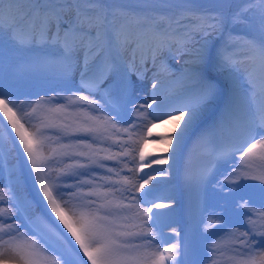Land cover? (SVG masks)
Returning a JSON list of instances; mask_svg holds the SVG:
<instances>
[{
  "label": "snow or ice",
  "instance_id": "6c2138e0",
  "mask_svg": "<svg viewBox=\"0 0 264 264\" xmlns=\"http://www.w3.org/2000/svg\"><path fill=\"white\" fill-rule=\"evenodd\" d=\"M229 15L234 22L245 24L252 35L243 41L242 58L237 59L229 55V51L235 45L225 44L216 51L215 63H213L209 37L222 25V14L196 13L189 7H181L173 15L133 16L125 9L105 5L100 0H0V75L3 74L6 56L11 61L14 58L11 54L34 48L56 49V59H59L69 72L73 71L74 67H80L83 61L80 87L77 91L82 90L88 94L77 95L76 101L88 104L90 109L94 105L96 107L91 111L76 109L73 113H67L63 105L49 110L51 113L61 115L64 120H70L69 123H65L63 120L57 122L55 119H48L43 125L46 129H55L62 134L58 135L57 139L68 140L67 143H60L57 148H53L49 155H44L40 147L43 143L40 137L22 133L17 126L19 121L13 119L16 101L0 93V106H2L0 111L19 137L23 152L27 155L31 170L36 174L35 180L39 184V191L47 201V206L71 234L75 244L79 246V252L83 253L89 264H177L179 243L163 246L166 237L163 235L161 225L170 227L172 235H180L177 228L167 222L172 213L153 211L171 207V204L167 200L164 202L146 200L152 191L151 189L144 191V189L156 179L154 172L138 177L137 187L131 184L128 177H124L122 181L114 180V176H120V171L114 165L109 166L104 163L114 161L115 164L123 163L124 167L128 168L127 163L119 159L130 153V149L124 146L126 142L115 141L120 144L122 150L113 152L112 146L107 141L113 139L112 130L119 132L120 126L127 123L125 120L127 105H135V101L131 98L134 83L131 75L119 72L115 61L111 64L105 61L99 74L89 76L87 69L90 58L94 63L103 56L106 48L112 47L131 50L134 54L139 51L141 64L146 69L149 56L153 68H156L157 63L165 57L170 56L178 61L180 57H186L183 60V67L179 70L184 83L180 106H175L171 101L158 99V86L161 83L158 73L154 75L150 85L153 90L151 102L139 105V108L149 109H153V105H156V108L148 113L152 116L153 122L186 118L179 134L174 138H167L170 144L173 139L175 140L178 154L203 113L223 95L225 87L231 92L225 113L232 115L242 88L235 74L241 72L243 65L259 64L261 90L264 94V0H247L246 7L230 12ZM185 21L187 24L184 23ZM132 67L135 69L132 75H135L137 80L145 78L143 69L135 62ZM161 68L165 72L171 71L164 64H161ZM224 72H227L231 79L230 83L222 86L217 77ZM65 79H70L67 72ZM105 82L107 84L103 87V97L92 98V90L100 92ZM246 83L247 91L254 92L256 81L252 72L248 73ZM68 99L72 101L71 96ZM35 111L36 109L33 108V112ZM132 127L136 125L133 123ZM37 131L39 132L40 129ZM124 131L127 132L128 129L125 128ZM207 140L208 133L202 134L199 138V142ZM55 156L63 157L65 160L61 173L66 179L60 181L64 187L93 185L97 180L104 182L99 187H90L84 193L87 197H94L85 200L84 204L95 207L78 215L73 214V222H69L62 212L59 198H62L63 193L58 190V184L52 183L50 186L42 176L47 161ZM211 157L204 168L201 177L203 181H208L219 164L234 162L231 172L223 183L239 185L244 180H253L264 185V170L259 175H253L248 171L253 167L251 160L264 161V100L252 109L247 119L233 117L230 120L226 139L213 145ZM139 159L140 171L151 167L152 164L168 163L165 158L143 163L145 157L142 150ZM96 169L104 171L97 172ZM128 171L131 172L133 169L128 168ZM57 180L59 181V177ZM69 181H74L75 184H69ZM121 183L131 184L137 192H143L139 198L141 202L151 203V207L144 211V215L154 221L147 232L142 228L138 231L130 230L140 226L122 222L128 219L123 210L130 209L134 205L131 202H123L127 197L116 199L115 193L129 191L127 188L117 187ZM221 190L223 191V187ZM4 191V188H0V201L10 202L13 207L0 208V217L5 221H12L11 214L6 217L4 214H20L21 201L11 186L7 190L10 196L8 201H5ZM77 191L82 189L78 188ZM228 191L232 192L234 189L229 187ZM75 194L73 192V195ZM261 194L264 195V188H261ZM132 199H136L135 193L132 194ZM240 199L241 207L249 209V202L244 197ZM260 217L264 218V212L260 213ZM217 219L219 221V218ZM249 224H256L251 216ZM153 228L158 229L161 238V244L156 247H151L156 241V237L152 235ZM54 234L59 239L65 240L69 250L75 251L58 229L54 230ZM250 235L264 237V230L253 227L251 231L241 233L243 240L239 237L235 238L239 240V249H232L233 255L228 257L231 264H264V239L249 240ZM4 236L8 239H4ZM146 236H151V240H146ZM254 244L261 245L259 251L253 246ZM212 247L215 251L221 245L217 241ZM5 258L8 259L9 264H56L57 260L60 264H67L61 254L52 251L50 246L41 242L39 238H26L25 233L20 232V224L14 221L0 223V261ZM214 264L218 262L214 261Z\"/></svg>",
  "mask_w": 264,
  "mask_h": 264
},
{
  "label": "rangeland",
  "instance_id": "374dc122",
  "mask_svg": "<svg viewBox=\"0 0 264 264\" xmlns=\"http://www.w3.org/2000/svg\"><path fill=\"white\" fill-rule=\"evenodd\" d=\"M114 49H116L117 56H114L113 59L120 65L124 64L120 67L119 72L121 74L127 73L131 75L134 83V91L131 98L135 101V105H127V116L125 117L127 123L120 126L119 132L112 130L113 139L107 141V143L112 146V151L116 152L122 149L120 144L115 143V141L119 140L121 143L126 142L124 143V146L130 149V153L128 156L119 157V159L127 163L128 168H132L133 171H128V168H125L123 163L115 164L114 161H105L104 163L109 166L114 165L117 170L120 171V176H114V180L120 179L122 181L124 177H128L131 180V184L138 187V177L143 176L145 173L154 172L156 175V172H158L162 175V173L165 172L166 167L163 164H152L151 167H146L143 171H140L138 169V165L141 163L139 153L141 150L143 151L145 157L143 163L163 158L166 154L165 140L163 139L171 132L172 122L175 121L165 119L163 121L153 122L152 116L148 115V113L152 112V110L156 108V105H153V109L139 108V105L144 102H151L153 90L150 85L153 81L154 75L157 73L159 74V80L161 82L158 86V99L165 102L171 101L175 106L179 104V101L182 99V94L179 92H182L183 88L174 90L172 94L171 92H168L167 75L174 76L175 74L177 75L180 73L179 70L183 67V60L186 59V57H180L179 61L172 58L161 63L171 69V71L165 72L159 63H157L156 68L152 67L151 57H148V64L146 69H144L140 57L137 58V52L134 54L131 50L125 51L117 49L116 47L110 49L106 48L105 55L101 56L100 59L96 60L94 63L91 62L92 58H90L87 74L89 76L99 74L104 67V62L107 61V58L109 57V54L106 55V52ZM41 61H47V63H41ZM133 62L143 69L145 78L137 80L135 75H132V73L135 72V69L132 67ZM82 70L83 61H81L80 67H74V70L69 72L59 59L51 56L38 59L31 58L16 64H4L3 74L0 75V93L5 97H9L16 101V106L13 108V112L15 113L13 119L19 121L17 126L20 127L22 133L35 134L42 139L43 143L40 147L45 156L49 155L52 152V149L57 148L60 143L68 142L66 139H57L58 135H62L57 130L46 129L43 127L48 119H55L57 122L62 120L65 123L70 122V120H64L61 115L51 113L49 111L51 108L63 105L66 107L67 113H73L76 109L91 111L96 107L94 105L90 109L88 104L82 101H76L77 95L88 94L82 90L79 92L77 91L80 87ZM66 72L70 79H65ZM174 78L177 79V76H174ZM106 84L107 82H105V85H102V87H105ZM92 91V98L101 99L100 92H96L95 90ZM69 96L72 97V101H69ZM41 97L44 99H41ZM33 108L36 109L35 112H33ZM138 108L139 111H137ZM95 114L101 115L102 113ZM0 119L7 127H9V131L17 141V144L20 143L16 131L11 127L8 119L3 116L2 111H0ZM133 123L136 127H132ZM125 128L128 129L127 132L124 131ZM37 129H40V131L38 132ZM129 137H131V139H129ZM13 160L14 158L9 154L8 163L12 164ZM251 163L253 167L252 169H248V171H251L253 175H259L261 171L264 170V161L253 159L251 160ZM231 164L232 163L230 162L222 163V165L220 164L221 167L217 169L218 171L214 173L207 182L201 179L203 172L200 170L202 169V166L195 169V171H197L195 178H200V180L197 181L194 185V189L189 193L191 195L189 197L191 210L189 214L188 211L186 212V215L189 216V225L191 227V233L188 236V246L185 248L186 250L184 252L187 264H214V261L218 262V264H231L228 257L233 255L232 249H239V240H236L235 238L239 237L240 240H243L244 237L241 236V233L251 231L253 227L259 230H264V228H262V225H264V218L260 217V213L264 212V195L261 194V188H264V185L253 180H244L239 185L230 182L223 183L232 170ZM64 166V158L55 156L53 159L47 161V167L44 168L42 176H44L50 186L52 183L58 184V190L63 193L62 198H59L62 212L69 222H73V214L78 215L80 212H85L90 208L95 207L94 205L84 204L85 200L94 199V197L85 196L84 193L87 192L90 187H99L104 182L97 180L93 185H75L71 188L64 187L62 183H60V181L66 179L61 173V169H63ZM26 168L29 179H31V186L29 188L32 190L31 193H34V195L43 201L47 212H49L57 222H60L55 214L51 212L50 207L47 206V201L39 191V184L35 180L36 174L31 170V164ZM11 169L10 180L12 181V186L20 198L21 205L28 213L27 217H31L33 220L38 214L33 204L30 205L25 199V187L23 186V184H25L24 180L19 179L14 167H11ZM95 171L103 172L104 170L96 169ZM105 174L111 175L108 173ZM58 177L59 181L57 180ZM69 184H75V182L69 181ZM131 184L124 185L121 183L117 185V187L129 189V191L115 193L116 199L121 200L123 197H127L123 202H131L134 205V207L130 209L123 210V213L128 216V219L123 220L122 222L140 226L139 228H132L130 230L138 231L142 228L147 232L149 226L153 223L152 220H149L148 217L144 215V211L151 207V203L141 202L139 198L143 192H137L136 188L132 187ZM159 185L160 184L157 180H153L151 184L147 185V187L150 186L155 201L164 202L167 200L171 204V207L154 209L153 211L169 212L173 215V210L179 208V216L180 207L183 206V195L179 190H175L173 186H171L173 189L169 188L170 185H167V187L164 188L161 187L160 190L153 191L154 188L156 186L158 188ZM222 187L223 191L221 190ZM229 187L234 189V191L229 192ZM0 188H4L5 201H8L10 194L5 187L2 176L0 177ZM78 188H81L82 191H77ZM73 192L76 194L73 195ZM31 193L28 192V197H30ZM133 193H135L136 196L135 200L132 199ZM240 197H244V199L249 202V209L241 207L242 201ZM12 207L13 205L10 202L6 203L0 201V208ZM253 213H255L254 216ZM10 214L12 215V221H5L3 217H0V223L13 221L18 223L20 224V232L25 233L26 238H39L41 242H45L50 246L52 251L61 254L67 261V264H82L81 261L78 262L73 258L66 248L65 252L58 248L53 239H49L48 235L44 234V232L48 233L44 228H41L39 232H33L26 227L24 219L20 214L5 213L4 217ZM250 216L256 221L255 225L249 224ZM217 218H219V221ZM170 224L172 227H176L180 232V217L179 220L178 218H174ZM193 227L196 228L195 231H193ZM62 229L71 236L63 225ZM166 231L167 239L163 241V246H170V244L174 242L179 243V237L172 235L170 227H168ZM152 235L156 237V241L151 247L159 246L161 244V239L158 238L156 229L154 228L152 229ZM151 238V236L145 237L146 240H151ZM4 239H8V237L4 236ZM248 239L258 241L264 239V237H260L259 235L253 237L250 235ZM217 241H219L221 247L214 251L212 246ZM63 246L66 247L65 244H63ZM253 246L257 251H259L261 247L259 244H254ZM79 253L81 254L79 257H82L85 260L86 257L83 256V253ZM178 253L179 256L182 251L180 252V250H178ZM0 264H9V261L5 258L3 261H0ZM56 264H60V262L57 260Z\"/></svg>",
  "mask_w": 264,
  "mask_h": 264
},
{
  "label": "trees",
  "instance_id": "16d2710c",
  "mask_svg": "<svg viewBox=\"0 0 264 264\" xmlns=\"http://www.w3.org/2000/svg\"><path fill=\"white\" fill-rule=\"evenodd\" d=\"M101 3L116 7V8H122L125 9L128 12L135 13V15L143 16V15H153V16H167V15H173L177 13L178 9L181 7H189L196 13H208L211 15H217L222 14L223 15V23L220 26V28L213 33L212 36L209 37L210 41V48L212 51L213 56V63H215V54L218 49H221L225 44H234L235 46L231 48L229 51V55L235 56L237 59H240L244 55V49L242 47L243 41L250 38L252 33L249 32L248 28L243 23H236L234 22L229 13L234 12L238 10L239 8H243L247 6V0H203V1H197V0H100ZM247 15V14H246ZM187 24V21L184 22ZM175 26V25H174ZM179 27V26H176ZM40 54H54L57 55L56 49L52 47H40V48H34L31 50H24L20 53L11 54L14 56V58L9 61L6 56L5 63L10 64L14 63L19 59L27 58L28 56L35 55V53ZM137 52V58L140 57V52ZM150 57V56H149ZM169 59H172V57H165L162 61H159L158 63L161 64L163 62L168 61ZM215 72V70L213 69ZM249 72L253 73V78L256 81V87L254 92H248L247 88L248 85L246 83V78ZM168 74V73H167ZM174 76H177V79L174 78ZM174 76L167 75V91L173 93L174 90L184 88V83L181 79L180 73ZM235 76L239 78L240 84L242 85L241 88V94L236 102V104L233 107L232 115H228L225 113V106L229 103L231 99V92L230 89L226 87L227 97L224 102V106L219 109V111L216 113V126H217V140L219 142H223L227 135H228V129H229V122L230 120L235 117L239 118L241 120L247 119L251 115L252 109H254L262 100H264V94H262L261 90V76H260V68L259 64H248L243 65L241 72L236 73ZM173 77V78H172ZM220 81V83H230V77L227 72L221 73L217 77ZM179 93H183L179 92ZM249 99H248V98ZM218 101V100H217ZM180 102L177 106H180ZM214 105V104H213ZM212 105V106H213ZM212 106L210 108H212ZM208 108V109H210ZM208 109L205 111L207 112ZM203 113V115L205 114ZM201 116L200 120L198 122H203L200 126L198 132H195L191 136V141L189 143L188 147V154L186 155V162L187 164H191L193 162L199 163L201 161H206L211 155V147L213 144L210 142L209 138V120L204 121L205 117ZM185 120L178 121L175 120L172 122V130L171 134L165 136L163 140H165V150L166 154L163 158L167 159L168 162L174 163L172 166L166 168V171L160 175L157 176V180L162 182H167L168 180H171L176 172V159H177V152H176V144L175 140H172V143L170 144L168 142V137H175L179 134L181 128L183 127V124L185 123ZM195 129V127L192 129V131ZM191 131V132H192ZM208 133V140L206 142H199V138L202 134ZM187 141V140H186ZM6 147V146H5ZM7 151V147H6ZM231 167L233 168V163L230 162ZM187 186L191 187L192 185L189 183Z\"/></svg>",
  "mask_w": 264,
  "mask_h": 264
}]
</instances>
